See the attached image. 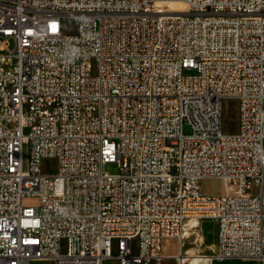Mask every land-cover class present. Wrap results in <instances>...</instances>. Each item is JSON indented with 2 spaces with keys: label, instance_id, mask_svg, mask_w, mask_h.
Here are the masks:
<instances>
[{
  "label": "built area",
  "instance_id": "built-area-1",
  "mask_svg": "<svg viewBox=\"0 0 264 264\" xmlns=\"http://www.w3.org/2000/svg\"><path fill=\"white\" fill-rule=\"evenodd\" d=\"M202 218L264 259V0H0V264H184Z\"/></svg>",
  "mask_w": 264,
  "mask_h": 264
},
{
  "label": "rangeland",
  "instance_id": "rangeland-1",
  "mask_svg": "<svg viewBox=\"0 0 264 264\" xmlns=\"http://www.w3.org/2000/svg\"><path fill=\"white\" fill-rule=\"evenodd\" d=\"M63 32L72 33L75 31L76 21L72 18L65 17L62 20ZM190 73L186 71L185 74ZM231 101H226L223 104V125L225 130L232 131L236 129V111L231 105ZM41 169L44 172L54 173L57 170V161L54 158L43 159L41 162ZM104 170L110 174H115L120 171L119 162H107ZM200 187L204 194L219 195L223 193V185L220 180L217 179H203L200 181ZM23 205H35V198H24L22 200ZM186 237L184 238L183 249L187 250V255H207L210 258L216 254V234H217V223L213 218H202L199 223L188 230ZM176 242V243H175ZM135 246V241H133ZM65 242L61 244V250L64 249ZM180 246V239L175 238L167 245L168 250H172L170 253L174 255L177 252V248ZM135 251V248H134ZM111 253L117 254L116 242H112ZM190 257L184 264H190ZM217 259H209L206 262L199 264H215ZM32 264H53L52 261L48 260H36ZM103 264H117L115 257H109L104 260ZM162 264H176L175 259L172 257L165 256L162 260Z\"/></svg>",
  "mask_w": 264,
  "mask_h": 264
},
{
  "label": "crops",
  "instance_id": "crops-1",
  "mask_svg": "<svg viewBox=\"0 0 264 264\" xmlns=\"http://www.w3.org/2000/svg\"><path fill=\"white\" fill-rule=\"evenodd\" d=\"M174 241L173 238L171 239H164L162 241L161 245V252L164 256H170L172 253H170L172 250L167 249V245L169 242ZM176 243V242H175ZM180 250V246L177 248V254ZM50 261V260H48ZM215 264H264V259L263 260H254V259H249V258H230V259H219L216 261Z\"/></svg>",
  "mask_w": 264,
  "mask_h": 264
},
{
  "label": "bare ground",
  "instance_id": "bare-ground-1",
  "mask_svg": "<svg viewBox=\"0 0 264 264\" xmlns=\"http://www.w3.org/2000/svg\"><path fill=\"white\" fill-rule=\"evenodd\" d=\"M172 5H173L172 7H176V9H179V11H185L186 10V5L182 2L173 3ZM188 224H191V223L188 222ZM187 233H189L188 230L185 231L184 235L186 236ZM189 257L193 263H197V264H199L201 262H206L209 260V256L202 255V254H197V255L195 254V255H192ZM185 260H187V259H184L183 261H185Z\"/></svg>",
  "mask_w": 264,
  "mask_h": 264
}]
</instances>
